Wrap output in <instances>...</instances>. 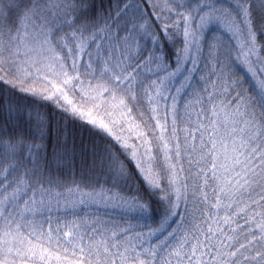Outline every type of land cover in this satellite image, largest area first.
Listing matches in <instances>:
<instances>
[{
	"label": "snow or ice",
	"instance_id": "obj_1",
	"mask_svg": "<svg viewBox=\"0 0 264 264\" xmlns=\"http://www.w3.org/2000/svg\"><path fill=\"white\" fill-rule=\"evenodd\" d=\"M211 23L235 43L209 65L212 88L196 95L191 81L203 75V53L212 55ZM262 34L264 0H109L107 8L103 0L99 8L95 0H0V85L106 133L101 165L125 178L130 162L149 193L129 194L136 212L162 210L158 223L140 228L91 218L61 226L72 186L46 178L47 159L40 168L49 124L0 97V264H264V94L245 98L226 62L234 51L264 88ZM224 88L231 105L222 110L215 89ZM190 92L195 119L180 111ZM133 117L135 137L122 123ZM116 187L78 203L123 202Z\"/></svg>",
	"mask_w": 264,
	"mask_h": 264
},
{
	"label": "trees",
	"instance_id": "obj_2",
	"mask_svg": "<svg viewBox=\"0 0 264 264\" xmlns=\"http://www.w3.org/2000/svg\"><path fill=\"white\" fill-rule=\"evenodd\" d=\"M191 2H195V0H188L187 3ZM221 2L225 5L232 3L230 0H221ZM95 3L96 7L99 8L101 0H95ZM108 3L109 0H103L105 8L108 7ZM113 3H115V0H113ZM257 16H259V13H257ZM120 27H123V22H121ZM216 33L217 34H215L213 38L218 40L209 42V37H207L206 42L208 45L216 43L215 49L218 53L211 55V57L207 52L203 53L206 59L204 63L202 62L197 66L203 75L201 76L200 73H196L195 78L191 81L192 89L195 91L196 95H200V89L202 88H212V85L207 82L211 76V67H209V65L212 67L215 66V57L220 56L221 52L224 50V45L231 47L227 43L231 37L226 35V33H222L221 30L216 31ZM262 36H264V34H262ZM163 43L166 45L165 51L174 54L172 45L166 39L163 40ZM141 47H143V45H141ZM93 53H95V49H93ZM234 53L235 52L233 51L231 54L232 59L226 61L232 65V71L236 73L233 77V86H235V81L239 79V82L242 85V88L239 90L244 92L245 98L254 103L257 97L263 93L258 89L257 85L251 81L245 68L235 65ZM132 55L134 57L137 56L136 49L132 52ZM221 58L223 59V57ZM153 69H155V65H153ZM146 74L150 75L151 73ZM211 79L215 82L216 77H211ZM40 90L41 89H37V91ZM215 91L220 94V98L215 101L216 107L224 109L231 105V101L227 99L229 92L227 88H224L223 90L215 89ZM181 95H183V92ZM0 97H3L6 103L9 97L14 101H19L21 105L28 106L29 110L34 115L39 113V118L43 119L45 123L48 122L49 131L44 141L46 152H42L40 159V168L42 171L45 169V159L48 161L47 170L44 171L46 178L52 179L61 184H69L78 190L82 189L86 195L89 193H96V190L98 192H102V190L106 192L108 189L112 188L114 184L117 185L116 188L112 189L114 193H120L121 189L123 190L126 199L123 202H116L117 207H107L106 211L97 209L98 211L95 219L119 223L130 228H140L145 225L151 226L158 223L162 210L156 211L153 217L142 218L136 212L135 207L132 204V197L129 195L130 193L139 192L141 195L149 198V193L144 186V182L135 171L134 166L129 162L128 174L125 178H121L107 167L101 165L100 153L104 151L108 139L104 132L84 125L78 120L73 121L72 119L65 117L63 113L58 112L52 106L51 101L43 100L39 96H33L31 94H22L16 88H13L8 84L0 85ZM177 99L179 101L180 97L178 96ZM183 100L185 106L180 109L182 115V111L186 109L187 103L191 109H199V101L192 98L191 92L188 96H184ZM135 121L138 124L140 123L138 120ZM64 140L67 141V144ZM53 153H55V156L52 155ZM60 157L66 158L61 160ZM94 161L95 164L93 163ZM29 167L31 168V165H29ZM72 181H75L76 183L73 185ZM53 190L59 191V189H56L55 187ZM189 195H191V189H189ZM150 198L154 202V207H156L155 197ZM71 211H73L71 208H68V211H66L65 208L59 210L61 226L66 220L71 223L72 221L79 222L81 219H89V217L86 216V211H83V209L74 210L78 215H71ZM147 230L148 229L145 228V231ZM52 264H56L55 260L52 261Z\"/></svg>",
	"mask_w": 264,
	"mask_h": 264
},
{
	"label": "rangeland",
	"instance_id": "obj_3",
	"mask_svg": "<svg viewBox=\"0 0 264 264\" xmlns=\"http://www.w3.org/2000/svg\"><path fill=\"white\" fill-rule=\"evenodd\" d=\"M185 3L188 2V0H184ZM230 2H234V0H230ZM191 3H195V2H191ZM195 6V5H193ZM218 30H221L222 33H226V35H228L229 37H231V34L224 28L223 25H217L216 23H211L209 25L206 26L205 30H204V36L205 38L209 37V42H214L218 39H214L213 37L215 36L216 31ZM221 40V39H220ZM222 41V40H221ZM233 41V42H231ZM223 43V42H222ZM227 43L231 46L233 43H235V41L233 40V38L231 37V39H229L227 41ZM224 44V43H223ZM213 46V50H212V55L218 53L217 50L215 49L216 48V43H213L212 44ZM135 49H133L134 51ZM235 54V53H234ZM206 57L204 55H202L199 60H198V65L199 66L202 62L204 63ZM235 65L238 66V67H241L238 63L235 62ZM191 67V66H190ZM249 74V73H248ZM249 77L251 79V81H253L258 89L260 91H262V93L264 94V88H261V85H260V82L258 79H255L253 78L250 74H249ZM180 83H184L183 81H181ZM170 88H176V89H179L180 93H182L184 90L182 88H180V84H178L176 82V80H173L171 82V84L169 85ZM186 109H187V112H190L192 114V117L193 119H195V114L196 112H198L200 109H191V107L188 106V103L186 105ZM223 110V109H222ZM183 115L185 114V110L182 111ZM118 119H120V117H117ZM201 119H203L201 117ZM135 121L134 118H129L127 120H122V123H124L125 125V130L126 132L128 130H131L132 131V135L133 137H135L137 135V132H136V126H137V122H133ZM142 128V127H141ZM106 134V133H105ZM63 139V138H62ZM64 142H66L67 144V141L64 140ZM45 146V145H44ZM53 192H58V190H53ZM74 193V195L72 194ZM72 193H68V190L65 189V194L68 195L70 197V199L68 201H61V204H60V209H63L65 208V204H67L68 208H71L72 209V203L73 202H76L75 204V209L74 210H77V209H83V211H86V216L89 217V219H85V221H90V218L92 220L95 219V216L97 214V209H101L102 211H106V208L107 207H117V204L116 203H112V204H105V203H101L99 201V199H96V200H89L86 204H80L78 203V201L80 199H82L84 196H86V193L81 189V190H78L77 188H74L72 187ZM90 194V193H89ZM92 194V193H91ZM97 196H99V194H101V192H98L96 190V193H95ZM53 206H55V202H53Z\"/></svg>",
	"mask_w": 264,
	"mask_h": 264
}]
</instances>
